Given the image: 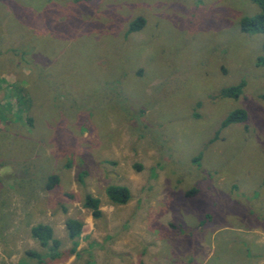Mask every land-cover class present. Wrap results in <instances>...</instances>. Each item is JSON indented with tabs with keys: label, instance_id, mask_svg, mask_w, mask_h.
I'll use <instances>...</instances> for the list:
<instances>
[{
	"label": "rangeland",
	"instance_id": "obj_1",
	"mask_svg": "<svg viewBox=\"0 0 264 264\" xmlns=\"http://www.w3.org/2000/svg\"><path fill=\"white\" fill-rule=\"evenodd\" d=\"M259 11L0 0V264H264V35L241 30ZM241 83L238 99L221 96ZM236 109L247 122L222 128ZM68 219L83 224L76 243ZM39 224L57 250L33 238Z\"/></svg>",
	"mask_w": 264,
	"mask_h": 264
},
{
	"label": "trees",
	"instance_id": "obj_2",
	"mask_svg": "<svg viewBox=\"0 0 264 264\" xmlns=\"http://www.w3.org/2000/svg\"><path fill=\"white\" fill-rule=\"evenodd\" d=\"M79 1V0H75ZM259 6V13L251 16L244 17L241 21V30L246 33L255 34L260 33L264 35V0H253ZM145 26L144 18L140 17L131 22L129 32L134 33L142 30ZM259 64L264 68V44L263 55L258 59ZM244 84L224 89L221 96L228 99H238L243 93ZM248 114L243 109H236L230 113V115L222 123V128L228 127L233 124H242L247 122ZM59 183L57 175L49 177L47 182V188L53 189ZM106 194L109 200L116 205H126L131 200V192L125 186H109L106 190ZM84 207L91 210L94 219H100L103 215L101 210V202L98 198L93 197L90 194L85 196ZM66 229L70 240L76 243V239L79 238L83 231V224L76 219H68L66 221ZM32 236L34 239L40 242L41 246L48 248L50 244H53V250H57L60 246V241L55 238L54 229L49 225L39 224L32 228ZM76 246V244H75ZM72 249V252H75ZM29 255L36 258L39 262H42V256L35 252H30Z\"/></svg>",
	"mask_w": 264,
	"mask_h": 264
}]
</instances>
